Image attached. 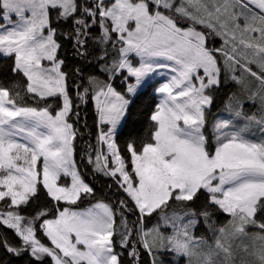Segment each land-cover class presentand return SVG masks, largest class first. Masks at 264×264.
<instances>
[{
  "label": "snow or ice",
  "instance_id": "1",
  "mask_svg": "<svg viewBox=\"0 0 264 264\" xmlns=\"http://www.w3.org/2000/svg\"><path fill=\"white\" fill-rule=\"evenodd\" d=\"M64 41L99 70L77 102ZM0 58V264H264V0H0ZM148 89L150 131L122 153ZM91 101L84 158L115 203L76 160Z\"/></svg>",
  "mask_w": 264,
  "mask_h": 264
},
{
  "label": "trees",
  "instance_id": "2",
  "mask_svg": "<svg viewBox=\"0 0 264 264\" xmlns=\"http://www.w3.org/2000/svg\"><path fill=\"white\" fill-rule=\"evenodd\" d=\"M61 31L67 32L69 29L67 27L63 28ZM63 40V37H61ZM62 56L66 60V67L70 72H74L75 69H81L82 79L76 78L75 85H73L72 95L73 101H76V85H86L87 78L91 74H98L99 70L94 67V63L85 64L79 57L74 54V50L69 46L67 41H64V47L62 50ZM8 61L6 59L0 58V76H8ZM119 81H116V85L119 88ZM233 92H236L239 95L237 87L232 84H228L225 88L219 93L217 98V108L214 112L221 111L224 109L225 104L228 102V97L231 96ZM158 103V96L151 90L148 89L143 95H141L135 103L133 108L130 121L126 126L125 130L118 137V145L122 153L125 152V145L130 138L134 139H143L145 138L150 131V120L148 116L152 111L154 105ZM247 110V109H246ZM74 111H78L80 116L77 119L75 116L72 117L74 126L80 130L81 135L77 138L76 144V160L78 167L83 174V177L91 183L97 190V199H104L106 201H111L115 203L118 194L113 195L115 189L108 188L107 185L111 181L106 178L99 176L93 172L92 165L88 164L85 157V150L91 152L90 146L97 145V123H96V114L95 107L93 102L88 104H80L78 108H75ZM89 203L86 201L84 204L80 205L82 208H87ZM217 218L214 217V220ZM135 220L134 216L129 217V222ZM219 223L225 222V217L221 214L218 217ZM155 223V221H153ZM210 236L211 233H208ZM11 239V237H9Z\"/></svg>",
  "mask_w": 264,
  "mask_h": 264
},
{
  "label": "rangeland",
  "instance_id": "3",
  "mask_svg": "<svg viewBox=\"0 0 264 264\" xmlns=\"http://www.w3.org/2000/svg\"><path fill=\"white\" fill-rule=\"evenodd\" d=\"M220 41H219V39L217 38V39H215L214 41H213V45L215 46V47H219L220 46ZM156 79L158 80V81H160V82H164L163 81V78L161 77V76H157L156 77ZM119 86H120V84H119ZM158 86V85H157ZM156 94H158V93H156ZM158 99H159V94H158ZM93 102V104H94V101H92ZM53 107H56L55 105H53ZM246 110V109H245ZM254 110V109H253ZM216 111V110H215ZM214 111V112H215ZM224 112V109L223 110H221V111H217V113H213V116H216V115H220L221 113H223ZM80 170V169H79Z\"/></svg>",
  "mask_w": 264,
  "mask_h": 264
}]
</instances>
